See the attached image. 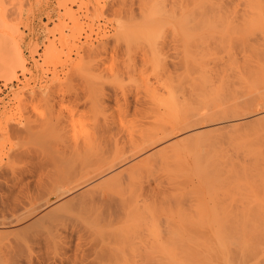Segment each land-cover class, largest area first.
I'll use <instances>...</instances> for the list:
<instances>
[{"label":"bare ground","instance_id":"1","mask_svg":"<svg viewBox=\"0 0 264 264\" xmlns=\"http://www.w3.org/2000/svg\"><path fill=\"white\" fill-rule=\"evenodd\" d=\"M0 1L3 2L4 0ZM160 1L155 0L153 5L151 4L152 7H149L150 9H145L144 5L139 6L138 9L148 11L143 15L141 21L137 23L131 20L136 25L131 24L126 28L122 26L125 28L123 30V32L125 31L123 35L125 43L122 40L120 43L123 42L126 45V49L122 47L123 43L121 45L125 50L123 52L125 57L121 56L122 59L120 60L117 58L119 55L117 54L116 59H113L114 62L118 59V62L112 63L114 66L110 67L107 73L111 89H109V84L107 88L110 92L106 89L105 91L108 93H101V95L106 93V97L102 95L104 98L102 97L97 103L94 102L95 105L98 104L95 109H98L100 113L98 111L96 114H92V112L86 115L87 120L85 117L81 118L85 121H81L82 123L79 125L76 123L78 127H74V130L71 129L72 133L69 131L68 135L71 137L68 139L70 141H66L64 136V147L62 149L60 147L63 146L60 143L63 141L61 140L60 146L57 145L60 149L58 150L56 146L54 147L56 151L54 148L53 151L51 150L56 155L51 154L53 157L59 159L60 156V159H65L64 162L68 161L70 165L64 166L69 167V169L67 171L63 169L64 172L61 173L59 179H56L58 176L54 177L56 180L48 176L52 182H49L48 178H42L45 179L43 180L45 181L44 184L49 183L45 185L48 188L43 193L44 197L46 196L45 202L43 198H40L43 204L37 203L31 211L21 210L24 213L23 216L14 211L16 217L7 215V221L3 217V223L5 225L17 224L27 219L31 223L29 226H35V220L41 218L42 223L44 219L42 217L49 216L50 212L61 206L63 208L64 205L67 208L70 207L69 209H87L92 218L85 216L84 225L81 222L82 226L77 224L80 227H75L77 229L73 227L72 231L74 233L76 231V235L79 236L80 232L84 234V230H86L85 233L88 231L94 236L93 241L89 243L87 239V243H89V245L86 244L87 247L82 245L81 249L77 248L75 252L78 259L75 260V263L71 259L73 264H264V114H254L253 119L250 117L251 120L246 119L247 122L241 123L239 122L241 120L240 115H243L242 117L253 116L251 112L243 111L255 106L256 103L246 102L244 99V102L235 100L236 97L246 93H250L252 96L254 93L251 92L257 90L259 96L263 97L262 102H264V49L250 44L247 49L244 48L246 50L240 52L241 55L224 50V55L219 56L218 50V52L214 51V47L212 49L211 46L205 45L201 51L206 59L196 70L189 72L186 67L187 61L192 60L189 50L187 47L183 49L178 47V44L176 45L172 41L170 34L172 32V35H179L186 40L190 32L186 30L184 24L188 20H192L203 23L199 34L204 38L215 35L228 36L243 29H245L244 31L256 29L260 30L264 40V0H242L243 3H239L244 7L238 2L236 4L238 3L239 6L235 5V1L230 4L232 3L231 0L230 3L204 0L202 3L192 4L182 3L185 0L180 1L181 4L178 3L179 0H176L175 3L169 5L167 2V5H159ZM148 2L150 3V0ZM138 4L136 5L138 6ZM237 6L242 7L241 12ZM5 7L6 4L3 8ZM1 10L4 12L3 9ZM127 15L131 16L132 19L135 17V21L137 20L136 17L139 16L137 13V16L135 14L133 16ZM1 17L0 77L10 79L8 74L12 69L18 67L23 73L26 72V59L23 57L20 42H16L12 35L15 31L17 33V26L12 23L11 19ZM239 18L242 20L241 22L244 21V24L247 25L242 30L237 26L235 27V24L233 25L237 19V21L240 20ZM160 26L169 27L170 32H165V30L164 32L170 34H168L169 36L165 34V36H168L173 44L170 41L165 42H170L172 45L175 43L176 48L181 49L180 51L175 49L176 51L174 50L173 53L169 52L170 57L167 58L169 62L165 61L168 64L162 65V67L159 65L160 58L163 59L160 51L156 50L154 46L151 53L145 49H148L149 42L153 41L152 39L149 41L153 35L161 36L160 38L162 35L164 36L162 31V35L161 33L159 35H157L158 33L154 34ZM8 31L13 32H10L12 37L9 35L11 39L6 35ZM140 41L143 44L140 45V47L142 46L141 49L143 48L151 55H148V59L144 58L145 61H143L144 59L141 60L144 56L146 57L142 50L143 54L141 52L140 55L144 56H141L139 61L148 63L149 66L152 64V68L157 70L156 73L154 72L155 76L162 70L156 79L155 76L153 77V82H149L148 78L150 77L141 80L142 69L141 73L140 70L136 71H139L140 76L135 74L137 65H135L136 61L134 63L135 58L133 57V59L131 56L134 52H132V48H139L136 43ZM144 41L149 44L143 43ZM162 41L164 42V40ZM115 43L113 44L116 45ZM145 45L146 47H143ZM219 46L223 47L224 44ZM165 48L168 49L167 46ZM121 49L118 50L119 53ZM141 49H138L139 53ZM164 51L163 54L169 49H164ZM93 52L92 54H94ZM238 55L240 56L238 57ZM132 70H134L135 75L133 72L130 73ZM125 76H127L126 83L124 82ZM142 77L144 78V76ZM41 81L43 82V80ZM38 94L40 95V93ZM241 97L243 98V96ZM88 102L86 101V103ZM90 108L92 109V106ZM40 115L38 114L39 117L35 119L26 115L22 120L23 122L12 125L11 131L15 133V135L13 134L15 138L18 134L23 136L26 132L32 133L25 134L27 138L35 134L40 137L52 129H55V133L62 138L63 135H60L59 132L60 128H55L56 124L51 119L52 117L50 118L51 115L48 116L52 121L44 119ZM48 116L44 117L48 118ZM56 118L53 117V119ZM200 119L207 121L206 123H213L210 125L212 127L203 130L200 124L202 121H198ZM56 123L58 122L56 121ZM62 123L65 124V121ZM242 124H246V127H240ZM66 125L62 127H66ZM227 125L232 128L220 131ZM62 129L65 130V128ZM174 129L183 132L180 138L174 137L177 133L173 135L172 130ZM67 133L63 134L66 135ZM35 138L37 139V137ZM22 148L24 150H20L24 151V156H28L26 155L28 152L27 158L33 157L34 154L29 152V149L33 152V148L26 149L23 146ZM35 150L37 158L35 155L34 157L38 161L41 158L43 160L46 154L42 156L43 154H39L41 153L40 150ZM128 150L134 151L132 154L126 155L124 152ZM18 152L16 153L18 154ZM22 152L20 151L19 155ZM13 153L15 155L13 156L16 157L17 154L14 151ZM46 153L48 154V150ZM38 154L41 158L38 157ZM133 156L135 158L130 159ZM10 157L13 159L12 156ZM21 157L20 161H22ZM15 159L13 160L15 161ZM62 160L60 161L62 162ZM16 161L18 162V159ZM157 165H160L164 172L155 181L153 179L154 185L151 186L152 181L150 183L148 179L149 182L143 183L144 180L141 179L143 172L151 170L153 166ZM64 166L62 167L64 168ZM13 175L14 178L17 174L14 173ZM162 176L163 178H161ZM13 178L11 180L14 181ZM22 179L21 182L27 180ZM21 182L18 183L24 185ZM213 183L219 188H223L224 195L209 207L192 203L186 205L177 200L178 191L185 187H199L209 190L214 186ZM9 184L11 185V183ZM10 185L6 188L9 187L11 191ZM13 185L12 183L11 187H14ZM37 189L39 191L40 188ZM12 190L15 192V189ZM43 190H46V187ZM43 194L40 193V195ZM149 195L158 197V199L149 202L146 200L149 199ZM7 196L10 199L13 198L14 201L15 196ZM10 199L4 198L3 200ZM18 201L16 199V202ZM7 202L10 203V201H6V204H9ZM39 202L41 201L39 200ZM1 204L5 205L3 202ZM49 204L53 205L46 210L47 208L44 207ZM7 207L9 208L10 205ZM43 208L46 210H44L45 212L37 213ZM52 215L53 213H50L51 217L49 216L46 225H44L46 222L43 221L44 227L40 231L39 228H34L38 231L36 238L38 251L37 253L32 252L34 257L30 253L31 247L30 249L25 248V251L27 249L26 252L19 248L23 249L22 245L24 246L26 237L22 240L23 243H21V239L14 240L13 237L12 240L10 238L15 244V246L13 244L12 247L10 246V250L8 241L4 240L3 244L6 242L7 250L10 251V254L6 252V255L19 253L18 257L15 255L17 264H67L62 257L65 253L67 255V247H70L69 242L67 241L65 244L64 240L67 236L66 229L64 232V227H62V232L60 226L57 225L58 223H55V218L58 215H53L54 217ZM33 222L35 225H32ZM28 224L24 226V229L27 228ZM20 225L22 226V223ZM19 232L21 234L20 230ZM88 232L86 234L88 236L84 234L87 238L90 235ZM23 233L25 234V231ZM62 233L66 234L65 237H62ZM91 235L90 237H92ZM119 235L121 236L118 237ZM15 241L16 243L20 241L19 243L22 245L18 247L20 244L17 243L16 245ZM135 242H139L141 245L137 246L140 247V250L133 248L136 247L134 246ZM67 244L69 245L67 246ZM2 249L4 248L2 247ZM7 250L5 248V251ZM31 251L33 250L31 249ZM34 253L35 255H33ZM3 255L5 256V254ZM70 255L73 258L71 253ZM10 257L13 258L14 256ZM11 258H9L11 261H8L10 264H15V260L12 261L14 258ZM20 258L22 262H18ZM7 259V256L6 258L1 256L0 264H6ZM66 259L70 260L68 256Z\"/></svg>","mask_w":264,"mask_h":264},{"label":"rangeland","instance_id":"2","mask_svg":"<svg viewBox=\"0 0 264 264\" xmlns=\"http://www.w3.org/2000/svg\"><path fill=\"white\" fill-rule=\"evenodd\" d=\"M10 1H12V2L10 3ZM133 1H134V3H133ZM133 1L132 0H73V1H71V0H66V1L65 0H4L3 1L4 3L0 1V11H2L1 9L4 10V12L3 11L0 12V15L2 13L1 16H4V17H1V16L0 17L4 18V19H6V17H7V19H11L12 23H14L18 28L17 33H16V31L14 32L15 35L12 31H8V32L9 33L12 32L13 34L12 33L9 34L7 32L6 35L8 37H9V35H10V37H12L11 36V34H12L14 36L13 37L14 40H16V42L17 41L20 42L22 49H23V57L26 59V61H25L26 72L25 73H23V71H21V69L17 67L14 70L12 69L10 71V73L8 74L11 77L10 79L0 77V200L3 202V204H5V205H2L1 204L2 202L0 201V219L2 221V222L0 221V223H1L0 224V246H1L0 247V254L2 253L0 255V257L2 256L3 258L4 257L6 258V256H7L8 259H7V261H5L6 264H10V262L8 261V260H10L9 258H11L10 256H12V257L14 256L13 257L14 259L11 258V259H13L12 261H14L19 256L18 255L19 253L15 254V255H17V257L15 255H6V252H7V254L8 253L10 254V251L7 250L8 247L5 244L6 242L3 244V241L4 240L8 241L7 243H9V250H10L12 247V244H13V242L11 241V239L13 240V237H14V240H20L21 239V243H23L22 240H24V238L26 237L24 240V246L25 247L21 243H19L20 241H17V243L20 244V245H18V247L22 245L23 249H21V247H19V248H20V250H23V252L25 251L24 250L25 248L30 249V247H31V249L33 250V251H31V249H30V253L32 256V252L37 253V251H38L37 239H36L38 231H36V229H34V228H37V229L39 228V231H40L44 227V225L47 224L50 213L51 214L53 213V215H56V214L58 215L57 217L55 216L56 217L55 223L56 224L58 223L57 225H58V227L60 226L61 231H62V227H64L63 231L66 229L65 230L66 232L65 231L64 232L67 234V236L65 237L66 234L62 233L63 234L62 237H65V239L63 238L65 240V244L68 241L70 245L67 244V246L69 245L70 247H67L68 249L66 247H64L68 251L66 250L67 255L64 252L65 254L62 257L64 258L63 259L64 262H66L67 264H73V263H75V260L78 259V258H76L77 256H76V252H75V251H77V248L81 249L82 245H85L87 247L89 245V243H92V241H93L92 238L94 236H92L88 231L87 232L92 237H90V235H89L90 238L86 237V236H88V235H86L87 232L85 233L86 230H84V234L86 236L80 232V235H79L80 237L76 235V231H75V233H74V231H72L75 227L79 228L80 226H82V223L84 225L85 216H89L92 218V216H90L88 214L87 209H85V208L69 209L70 207L67 208L65 205L63 206V208L61 206L58 209H56L55 211L50 212L48 214L49 216L42 217V219L44 218L42 220V223H41V218L38 220H35L36 225L34 224V222L32 224L35 226H29L31 223H29L27 219L22 220L23 222L21 221V222H18L17 224L16 223H9L8 225H5L3 222H4V219H6L5 221H7L8 216L14 217L16 215V213H14V211L20 215H22V214L24 215V213H22L21 210H25V211L30 210L31 211L36 207L37 203L43 204V201L46 200V198H45L46 196L44 197L43 193H44V191H47V188H48V186H45V185H48L49 183L44 184L45 181H43V180H45V179H42V178H48V176H50L53 180H56V179H59V176L61 175L62 172L67 171L69 169V167L64 166V165L69 164L68 161L66 160L65 161L66 164H64L65 162L63 160H65V159L62 160V158L60 159V156H59V159L62 160V162H61L57 157L56 158L53 157L51 154L55 155V153H52L51 150L53 151V148L56 147L61 140H63L64 143H63V141L60 142V143H62L61 145H63V146H60V144H59V146L62 149V147H64L65 140L70 141L69 139H70L71 135H68V134L70 132L71 133L73 132V131H71V129L74 130L75 128L78 127L76 123H78V125H79L80 123L83 122V120L84 121H85V119L87 120L86 115H88L92 112H93L92 114H94V113L96 114V112L99 111L98 109H95L98 104L95 105L94 102L95 101H96V103L99 102V100L103 97L102 95H104V93L102 95H101V93L107 92V91H105L106 89L108 90L107 86L109 84V76L107 77V75H108L107 73L109 71V68L114 66L115 62H118V59L115 60V62L113 61V59H116L117 54H119L117 56V58H119L120 60L122 59L121 56L125 57V54L123 53L125 50H123L124 48H122V47H125V49H126V45L124 44L125 39L123 36L125 31L123 32V30L128 25H131V24L134 25L135 24L134 22L138 23V21H141V19L143 18V15H145L146 12H148L145 9H147L149 7L151 8L153 3L155 2V0H152V1L150 0V3L148 2V0H146V1L145 0H137V1L133 0ZM161 1H160V3H158V2L157 3L159 5H161V4L167 5V3H168V5H169V4L176 2V0L175 1L164 0V1H162V3H161ZM180 1L182 2L183 0H179L178 3ZM188 1L189 0H187V1L185 0L182 3L185 4V2H186V4L187 3L192 4V3H196V2H201V3H202V1L204 2V0H201V1L200 0H191L190 2H188ZM210 1L211 0H207V2H210ZM212 1H214V0H212ZM215 1H217V0H215ZM218 1H221V2L226 1V3H230V0H218ZM231 1H232V3H230V4H233L235 1V3H234L235 5L239 6V4H240L242 7H244L241 4V3H243L242 0L241 1L240 0H231ZM136 2L139 3L138 6L136 5L137 4ZM236 2H238V3L241 2V3L236 4ZM1 4L3 5V7H4V4H6V7L3 8ZM145 4L147 5V7ZM143 5L145 7V9H144L145 11L143 9H138V8L142 7ZM238 6H237V8L239 9V12H241L240 9H242V7H238ZM129 10H131V11L133 10L135 16H137L139 14V16L136 17L137 18L136 21H135V17H133V19H132L131 16L127 15V14L132 15V16L134 15V14H132L133 12L131 13V11H129ZM138 10H141V11H138ZM136 13H137V15H136ZM127 16H128V18L130 17V19H128ZM131 20H133L134 22L133 21L131 22ZM237 20L235 23H233V25L235 24L234 25L235 27L237 26L240 30H242V28L247 26L246 24H244V21L241 22L242 21L241 19L239 21H237ZM122 26H124L125 28ZM165 26H167V25H165ZM184 26H185L186 30H188L190 32L189 36L187 37L186 40L179 35H177L178 37L176 35H172V32L169 31V27H164V26H163L164 29L162 26H160L158 28L159 30L157 29L156 30L157 32H155L154 34L158 33L157 35H159L161 33V31L164 32V30H165V32L169 31L171 36H172V38H171V36H170V38L172 39V41H174L176 43V45L178 44L177 45L178 47H180V48L182 47V49L185 47L188 48L189 53H190V57L192 58V60H189L186 63V67H187L189 72H193L194 70H196L201 64H203L204 60L206 59V57L202 55V51H201V50H203V47L205 45L211 46L212 49L214 47V49H213L214 51L218 50L220 52L219 53L217 51L219 56L224 55L223 54L224 50H229L231 52H236V53L240 54V52H242L243 50H246L247 46L250 44H254L256 46H259V48L264 49V43H262V42H264V40L262 39V35L259 32L260 30L258 31L256 29L255 30L253 29L254 30L253 31L252 29H246V31H244L245 29H243L240 32L233 33V34L228 35V36L215 35L213 37L211 36L209 38H204L199 34L200 28L203 26L202 22H200V21L194 22L192 20H188L184 24ZM166 28H167V30H166ZM120 31H122V32H120ZM165 32H164V36L161 33L162 38H160L161 36L159 37L156 35L155 36L153 35L152 38H150L149 41H151V39H152L153 41L155 40V42H153V41L149 42L150 44L147 43V41L143 42V43H147V45L148 44L150 45V46L149 45L147 46L149 50L147 48H145L148 52L150 51V53H151L153 46L155 47L156 50L160 51L161 56H163L162 57L163 59L161 60V58H160V60H159L160 61L159 65L161 67H162V65L165 66L166 64H168L166 62L168 61L167 58L169 56L168 55L169 52L173 53L175 49L176 50L179 49V51L181 50L178 47L176 48L175 43H174L175 47H174V45H172L173 42L170 41L171 39H169V37H168L170 34L165 33ZM118 33H119V35H118ZM165 34L166 35L169 34V35L166 37ZM119 36H120V38H119ZM164 37H166V38H164ZM114 40H117V41H115L116 43L114 42ZM121 40L124 41V43L122 42L124 45H122V43H120ZM162 40H164V42ZM159 41H161V42H159ZM165 41L166 42L170 41L172 44L170 42L166 43ZM140 42L136 43V45H138L139 48H134V47L132 48V52L134 51L133 52L134 55H133V53H132V55H131V53H129L132 56V58L133 57L135 58V59L133 58L134 63L136 61L135 65H137V66H136L135 74L137 73L140 76L141 69H142L143 74L141 73V75L144 76V78L141 76L140 77L141 80H144L147 77H150V78H148L149 82L150 81L153 82L154 81L153 77L155 76L154 72L157 70H154L152 68V64L150 65L151 66L150 67L148 65V63L143 62V61H145L144 58L148 59V55H151V54H149L146 50L144 51L143 48L141 49L142 46L140 47V45H143V44H142V42L141 43ZM113 43H115L116 45H114ZM155 43L158 46L152 45ZM159 43H161L163 45H160ZM220 44H224V46L220 47L219 46ZM96 45H97V47H96ZM121 45H122V47H121ZM166 46L168 47L169 51L168 52L166 51V53L163 54L165 52L164 49L168 50L167 48H165ZM143 47H146V45ZM245 47H246V49H244ZM118 48L119 49L122 48L120 50L122 53L121 52L119 53ZM159 48H162L163 50L162 49L159 50ZM90 49H91V51H90ZM138 49H141L140 53L138 52L139 51ZM142 50L144 51V55H146V57L144 55H140L141 52L143 54ZM89 51L91 52V54L89 53ZM261 51H263V50H261ZM92 52L95 55L92 54ZM136 54H137V56H136ZM139 55H140V57H138ZM240 55H238V57ZM141 56L142 57L144 56V57L141 59ZM139 58L141 60L144 59L143 61L140 60L142 63L139 61ZM162 61L164 64L162 63ZM112 63H114V64L112 65ZM144 65L145 66L148 65L147 67L151 68L152 70H150L149 68L147 69V67L145 68ZM142 66H144V67H142ZM160 66L158 67L159 71H160ZM137 70H140V73H139V71L136 72ZM80 71H82V72H80ZM132 72H133V75H135L134 70L130 71V73H132ZM160 72L157 73V75L161 74ZM156 76H155V79H156ZM40 78H44V79H41V80H43L44 83L40 80ZM125 78L126 79H124V82L126 83L127 82V76H125ZM139 81H140V79H139ZM48 84H49V88H48ZM109 86H110V84H109ZM109 89H111V86ZM39 91H41V92H39ZM108 92H110V90H108ZM258 92L259 91H257V90H256V92L252 91L251 93L252 94L254 93L252 96L250 93H248V94L246 93V94H242V95L235 98L236 101H239V100L243 101V99H244V101H246V102L248 101V102H252L254 104L256 103L255 106L250 107V108H246V110L243 111V112H251L253 114V116L252 115L251 116L246 115V116L242 117L243 115H240L241 116L240 119L243 121L240 120L239 122H241V123L247 122V120L253 119L257 113H261V115L264 114V102H262L263 97L261 95H260L261 96L260 97ZM38 93H40V95ZM246 95H247V97H246ZM248 95L250 96V98ZM40 96H41V98L42 97H44V98L41 99ZM241 96H243V98ZM104 97H106V93H105ZM258 98H260V99H258ZM261 98H262V100H261ZM252 99H253V101L254 100L255 101L253 102ZM86 101H89V102L86 103ZM90 106H92V109L90 108ZM40 113H42L41 114L42 116L40 115ZM99 113H100V111H99ZM38 114L40 115V117H42L44 119H47V120L52 119L53 122L56 124L55 128H58V129L60 128L59 129L60 131L59 130L58 131L61 133L60 135H63V136H61L62 138H60L59 134L57 135V133H55L56 132V131H54L55 129H52L53 132L48 131L47 133H45L43 136L41 135L40 137L35 134L33 136L29 135L31 138L30 137L27 138V137H25L26 136L25 134H27L28 132H26L23 134V136H22V134H21V136L18 134L19 137H21V138H19L18 135L16 136L17 138H15V136H14L15 133H12V131H11V128L13 127L12 125H14L16 123L23 122L22 120L26 115L31 116V119H35L36 117H39ZM248 114H250V113H248ZM46 115L47 116L51 115L50 118L51 117L52 118L49 119V116H48V118L44 117ZM53 117H55V118L57 117L56 118L57 120L53 119ZM60 117H61V119H59ZM84 117H85V119L81 120V118H84ZM250 117H252V118L250 119ZM66 119H67V121H66ZM56 121L58 123H56ZM61 121L62 122L65 121V124L62 123ZM198 121L199 122L202 121L200 124H201V127L203 130L210 129L212 127L210 125L213 124V123H209V122L206 123L207 121H204L201 119ZM61 124H63V125H61ZM64 125H66V127H68L67 129H69V128L70 129L68 131H66L67 130L66 127H62ZM71 126H73V127L71 128ZM240 127L244 128V127H246V124H242ZM62 128H65V130ZM229 128H232V127L227 125L223 129H221L220 131H223V130H226ZM61 130L64 131L63 132L64 134H65V132L66 133L68 132V133L66 135H64ZM172 132H173V135L177 132L174 135V137L176 139L180 138L183 134L182 131H179V130L176 131V129L172 130ZM30 133L31 132H29L28 134H30ZM34 136L37 137V139ZM64 136L66 137L65 140L63 139ZM26 138H27V140H26ZM24 141H25V143H23ZM22 146L25 147L26 149L33 148L34 150L36 148H39L36 150H40L41 153H39V154L40 155L43 154L42 156H44V154H46L44 156L45 158L42 160V158L39 157L40 155L38 154V157L41 158V160H42L41 161L38 158L39 159V161H38L36 159L37 158V156H36L37 152H34V150H33V152H34L33 153V152H31L32 150L30 151V149H29V152L32 153V155L34 154L36 156V158L34 157V155H33V157L30 156V158H27L29 156V153L27 152L28 150L27 151L25 150L27 152L26 155H28V156H24L25 155L23 153L24 151L22 152V150H20V149H23ZM60 147L58 148V146H57L56 148L59 150ZM56 148H54L55 151H56ZM47 150H48V154L46 153ZM58 150H57V152H60ZM13 151L15 153L18 151L19 152L21 151L23 153V156L21 155L22 153H20V155L22 157L19 155V152H18V154L16 153L17 155H19L22 158L21 159L22 161H20V157L17 155H16V157H14L15 155H14ZM133 151L134 150H128V151H125L124 153L126 155H130L133 153ZM10 156H12L13 159H15V158L18 159V162L16 161V159H15V161H16L15 162ZM23 157H24V159H23ZM131 158H135V156L130 157V159ZM10 159H12V160H10ZM58 166H60V167L58 168ZM62 166H64V168ZM63 169H64V171H63ZM51 172H53V173L56 172L57 175H55L56 173L53 174ZM59 172H60V174H59ZM163 172L164 171L160 167V165L153 166V168L151 170H147L146 172H143V176L141 177V179H142V181L144 180L143 183H146L148 180L150 181V183L152 181V183H151V186H152V185H154L153 179L155 181V179L157 177H159ZM14 173L17 175H15V177L13 178L12 176H14L13 175ZM47 173L50 175L44 176V174H47ZM17 176H19V177H17ZM56 176H58V177H56ZM11 177L14 179V181L11 180L12 179ZM54 177H56V179ZM22 178L27 179L26 182ZM161 178H163V176ZM21 179L23 180L22 182L24 185H20V183H18V182H21ZM38 181H40V182L38 183ZM48 181L52 182L51 179H49V178H48ZM14 182L17 184H15ZM22 182H21V184H22ZM9 183H11V185ZM12 183L14 184L13 185L14 187H11ZM26 183H27V185H25ZM40 183H42V184H40ZM6 184L10 185L12 192L10 191L9 187L6 188V186H8ZM43 184H44V186H42ZM213 184H214V186L211 187L209 190L201 189L199 187H189V186L185 187L184 189H181L178 191V194L176 196L177 200H180L182 203H184L186 205L192 203V204H196L198 206L209 207L210 205H213L212 203H214V202L216 203L218 198H221L224 195V192L222 191L223 188H219V186H217L215 183H213ZM18 185L20 187H16ZM22 186H23V188H22ZM45 187H46V190H43V188H45ZM37 188H40L39 191L43 195H40ZM12 189H15V192H13L14 190H12ZM24 189H27V190L23 191ZM20 190H22V191H20ZM5 191H7V192H5ZM15 194H17L18 196ZM4 195L8 198H6ZM7 195L15 196L14 197L15 202L13 201V198L10 199V197ZM45 195H46V193H45ZM16 196H17V198H16ZM4 198L10 199V200L4 201L3 200ZM40 198H43V201ZM16 199L19 200L18 202H20V201L21 202L20 203L16 202ZM156 199H158V197L149 195V199H146V200L149 202H153ZM39 200L41 202H39ZM6 201H10V203L12 202L11 203L12 205L9 202H7L9 204H6ZM22 202L26 203V204L24 205ZM27 203H29V204H27ZM19 204H21L23 207ZM6 205L7 206L10 205V207H9L10 209ZM52 205L53 204L46 205L44 208H47L46 210H48L52 207ZM3 206H5V207H3ZM12 206H14V207H12ZM12 208H14V209H12ZM44 208L42 209L43 211L40 210V211H37V213L45 212L46 210ZM18 211H20L21 213ZM3 212H4V214H2ZM5 214H6V216H3ZM10 214H14V215H10ZM39 214H37V215L39 216ZM22 216H20V217H22ZM3 217H4V219H3ZM13 217H9V218H13ZM43 221L46 223H44ZM57 221H59V222H57ZM20 223H22V226L20 225ZM25 223L26 224L29 223L27 225V228L29 227V229H27L26 227L24 229V226L26 225ZM43 223H44V225H43ZM23 224H25V225H23ZM77 224H79L80 226ZM104 228H109V227H104ZM75 229H77V228H75ZM19 230L21 231L22 236H21L20 232L18 233ZM24 231H25L26 235L23 233ZM67 231L69 232V235H68ZM70 232H72V233H70ZM23 234H24V236H23ZM1 236H3V237H1ZM120 236L121 235H119L118 237H120ZM87 239H88L89 243H87ZM85 241H86V243H85ZM15 243H16V241H15ZM17 243H16V245H17ZM79 244H81V245H79ZM86 244H88V245H86ZM13 245L15 246V244H13ZM64 246H66V245H64ZM126 246H128V245H126ZM134 246L137 247V246H141V245H139V242H135ZM2 247L4 249H2ZM136 247H133V248L136 250H140V247H137L138 249ZM5 248L7 251H5ZM72 249H74V250H72ZM26 251H27V249H26ZM35 253L33 255H35ZM70 253L72 254L73 258L71 257ZM3 254H5V256ZM67 256H68V258H70V260L66 259ZM32 257H34V256H32ZM71 259L74 260V262L72 260L73 263H71ZM16 261L17 260H15V262H14L15 264H17ZM7 262H9V263H7ZM18 262H22L21 258L18 260Z\"/></svg>","mask_w":264,"mask_h":264}]
</instances>
